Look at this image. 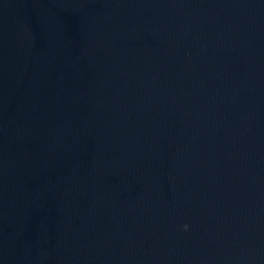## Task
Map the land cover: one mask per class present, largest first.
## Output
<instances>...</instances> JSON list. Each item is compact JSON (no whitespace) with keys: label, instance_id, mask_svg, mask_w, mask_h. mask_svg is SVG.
I'll list each match as a JSON object with an SVG mask.
<instances>
[{"label":"water","instance_id":"obj_1","mask_svg":"<svg viewBox=\"0 0 264 264\" xmlns=\"http://www.w3.org/2000/svg\"><path fill=\"white\" fill-rule=\"evenodd\" d=\"M0 264H264V0H0Z\"/></svg>","mask_w":264,"mask_h":264},{"label":"clouds","instance_id":"obj_2","mask_svg":"<svg viewBox=\"0 0 264 264\" xmlns=\"http://www.w3.org/2000/svg\"><path fill=\"white\" fill-rule=\"evenodd\" d=\"M184 228H185V230H187V228H188V225H184Z\"/></svg>","mask_w":264,"mask_h":264}]
</instances>
